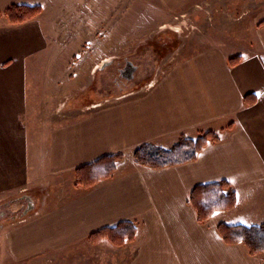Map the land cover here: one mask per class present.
Instances as JSON below:
<instances>
[{"label": "crops", "instance_id": "1", "mask_svg": "<svg viewBox=\"0 0 264 264\" xmlns=\"http://www.w3.org/2000/svg\"><path fill=\"white\" fill-rule=\"evenodd\" d=\"M187 1L166 0L168 18L147 27L150 32L169 28L187 14L177 11ZM6 10L0 17V205L26 207L7 216L14 223H0V264L57 256L127 220L139 225L127 264H264V252L251 255L243 244L228 245L218 230L220 223L264 224V19L255 22L253 48L237 55V65L229 63L237 56L220 49L192 52L159 74L156 68L140 85L126 83L120 94L85 101L65 121L57 115L58 100L47 106L39 75L44 63L54 69L59 60L62 74L66 56L56 49L47 53L51 40L41 15L12 25ZM84 15L90 33L95 19ZM53 34L57 41L64 37ZM67 36L71 41L70 31ZM160 37L150 40L156 42L152 50L145 48L147 41L137 51L160 59L170 49L179 50L172 48L171 38ZM91 41H84V57L69 59L77 57L74 68L86 73L80 92L93 87L90 78L99 68L86 55ZM207 131L220 140L210 142L194 161L151 169L134 160L135 149L144 144L170 148L181 135L196 138ZM119 154L123 160L110 179L88 189L71 182L76 169ZM222 180L237 192L236 206L199 223L189 202L191 190Z\"/></svg>", "mask_w": 264, "mask_h": 264}, {"label": "rangeland", "instance_id": "2", "mask_svg": "<svg viewBox=\"0 0 264 264\" xmlns=\"http://www.w3.org/2000/svg\"><path fill=\"white\" fill-rule=\"evenodd\" d=\"M166 4V0H0V17L4 14L3 9L12 5L41 6L42 13L39 16L51 40L46 51L50 53L56 49L59 55L62 51L66 57L62 59L64 61L62 74H59L62 72L59 60L54 69L45 66V63L41 64L39 76L44 82L43 92L47 106L51 108L58 100L57 115H63L66 121L78 114L77 110L85 105L86 100L120 94L122 85L118 87L115 81H119L120 69L122 70L125 65V56L128 55L130 60L138 65V70L133 80L124 82L128 85H140L156 68L155 72L159 74L169 63L185 58L192 52L220 49L229 56L246 54L255 43V22L264 19V0H189L177 10L187 11V14L177 17L173 25L164 28L159 34L166 37L164 39L166 41L171 38L172 48L179 44V50L174 53L173 49H170L158 59L157 55L153 58L147 51L155 47L156 42L151 43L150 40L157 39L156 33L160 29L150 32L151 29L147 27L168 18ZM84 13L87 16L89 13L95 19L94 26L90 27V33H87L85 28L87 17ZM54 31L61 33L64 36L63 40L57 41ZM69 31L72 34L71 41L68 36L66 37ZM139 35H143V38L141 37L138 43L129 44L131 39ZM89 38L92 41L86 45V55L91 58V63L99 64V68L95 76L90 78L92 82L90 86L93 87L89 91L80 92L82 90L78 89V86L87 76L84 70L82 74L79 73V69L76 68V71L74 68V62H79L77 57L74 61L69 59L73 54L83 53L84 41ZM147 41L149 44L145 48L148 50L137 51L139 44H145ZM103 57L110 63L103 65L104 62H101ZM56 80L59 83H55ZM103 83L110 86L105 88ZM126 89L130 90V87L127 86ZM126 161L132 163L129 157ZM71 182L75 185V177ZM65 185L69 184L65 182ZM16 207L13 202L0 205V214L6 215L5 217L0 215L1 225L7 222L14 223L15 218L8 217L16 215L26 206H18L17 209ZM133 246V242L116 246L107 239L96 242L87 240L61 251L57 256L50 255L31 264H127L133 254Z\"/></svg>", "mask_w": 264, "mask_h": 264}, {"label": "trees", "instance_id": "3", "mask_svg": "<svg viewBox=\"0 0 264 264\" xmlns=\"http://www.w3.org/2000/svg\"><path fill=\"white\" fill-rule=\"evenodd\" d=\"M41 13L42 8L39 5H12L6 10V16L12 25L31 21ZM261 24H264V21ZM240 60L241 57L237 56L230 59L229 63L235 66ZM219 140L220 137L213 131L200 133L196 138L181 135L170 148L147 143L135 149L133 156L138 164L151 169L174 167L196 160L204 147L210 142ZM122 159L123 156L120 154L109 155L76 169L75 186L88 189L110 179L117 170L118 162ZM237 201V192L227 180L197 185L191 190L189 196V202L196 212L199 223L209 221L217 212L232 210ZM138 228L137 221H122L93 233L88 241L107 239L116 246L124 245L135 240ZM218 230L223 241L228 245L243 244L251 255L264 252V224L247 226L220 223Z\"/></svg>", "mask_w": 264, "mask_h": 264}, {"label": "water", "instance_id": "4", "mask_svg": "<svg viewBox=\"0 0 264 264\" xmlns=\"http://www.w3.org/2000/svg\"><path fill=\"white\" fill-rule=\"evenodd\" d=\"M107 63H110V62L105 61L103 65H106ZM137 70H138V65H136L132 60H129L127 58V63L125 67L122 70H120V75L126 80H133L135 78V73ZM24 214H27V213H24Z\"/></svg>", "mask_w": 264, "mask_h": 264}, {"label": "flooded vegetation", "instance_id": "5", "mask_svg": "<svg viewBox=\"0 0 264 264\" xmlns=\"http://www.w3.org/2000/svg\"><path fill=\"white\" fill-rule=\"evenodd\" d=\"M128 59H130V58H128ZM124 60H125V65H126V63H127V57H124ZM125 65H124V67H125ZM124 67H123V68H124ZM123 68H122V69H123ZM120 70H121V69H120ZM124 81H125V79L120 75V76H119V81H118V82L115 81V82H116V85H117L118 87H120V86L122 85V88H124V87H125L124 85L126 84V82H124ZM0 215H1L2 217H3V216H4V217L6 216L5 214L3 215V213H1Z\"/></svg>", "mask_w": 264, "mask_h": 264}]
</instances>
